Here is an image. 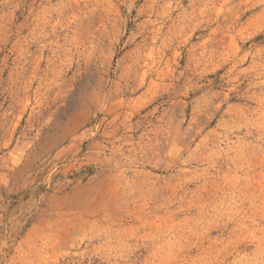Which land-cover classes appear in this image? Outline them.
<instances>
[{
  "label": "rangeland",
  "instance_id": "1",
  "mask_svg": "<svg viewBox=\"0 0 264 264\" xmlns=\"http://www.w3.org/2000/svg\"><path fill=\"white\" fill-rule=\"evenodd\" d=\"M0 264H264V0H0Z\"/></svg>",
  "mask_w": 264,
  "mask_h": 264
}]
</instances>
